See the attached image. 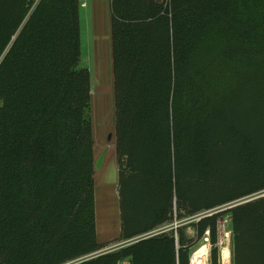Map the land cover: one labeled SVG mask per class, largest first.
<instances>
[{
	"label": "trees",
	"instance_id": "16d2710c",
	"mask_svg": "<svg viewBox=\"0 0 264 264\" xmlns=\"http://www.w3.org/2000/svg\"><path fill=\"white\" fill-rule=\"evenodd\" d=\"M81 4L0 0V264H190L207 231L219 264L227 212L234 264H264V195L218 210L264 190V0H111L119 239L178 225L105 252Z\"/></svg>",
	"mask_w": 264,
	"mask_h": 264
},
{
	"label": "rangeland",
	"instance_id": "374dc122",
	"mask_svg": "<svg viewBox=\"0 0 264 264\" xmlns=\"http://www.w3.org/2000/svg\"><path fill=\"white\" fill-rule=\"evenodd\" d=\"M110 5L111 0H82L81 4L82 56L79 66L88 68L91 73L92 98L90 113L93 120L95 161L104 148L108 147L102 167L100 169L95 168L94 174L96 227L97 230L99 227L101 232L105 230L108 236L103 234L102 240L108 241L102 242L106 246L99 252L116 249L126 242V240H120V236L111 238L112 235H120L121 216L120 203L117 196L119 174L115 145L116 116ZM245 92V100L250 113L260 110L263 105L261 99L264 98V84L252 72L248 73L246 78ZM109 133H112L110 141H108ZM262 195H264V190L227 203L218 208V210H226L236 204L244 203ZM213 212L210 211L207 214H212ZM203 213L205 214L206 212ZM197 215L201 216L202 213ZM199 216L189 218L188 222L196 220ZM175 223L171 225H175ZM171 225L160 227L167 229ZM218 225V241L216 246L219 250V264H227L226 255L228 252H230L231 264H234L235 230L231 214L229 212L225 213L220 218ZM187 234L190 237H196V232L192 227H188ZM208 236L209 234H205L191 248L190 259H192V262L195 256L196 260L199 261L201 259V255L197 256L196 254L201 248L206 247L211 263L212 244ZM98 237L100 241V235Z\"/></svg>",
	"mask_w": 264,
	"mask_h": 264
},
{
	"label": "bare ground",
	"instance_id": "6f19581e",
	"mask_svg": "<svg viewBox=\"0 0 264 264\" xmlns=\"http://www.w3.org/2000/svg\"><path fill=\"white\" fill-rule=\"evenodd\" d=\"M196 255L197 256L201 255V259L198 261V260H196V256H195L193 262L191 259V264H209V260H208L209 259V253H208L206 247L201 248L200 251H198ZM230 258H231L230 252H228V254L226 255L227 264H231Z\"/></svg>",
	"mask_w": 264,
	"mask_h": 264
},
{
	"label": "water",
	"instance_id": "95a60500",
	"mask_svg": "<svg viewBox=\"0 0 264 264\" xmlns=\"http://www.w3.org/2000/svg\"><path fill=\"white\" fill-rule=\"evenodd\" d=\"M111 138H112V133H109L108 141H110ZM107 151H108V147H105L102 153L100 154V156L98 157V159L95 161L94 166L96 169H100L102 167Z\"/></svg>",
	"mask_w": 264,
	"mask_h": 264
},
{
	"label": "crops",
	"instance_id": "0c3cea01",
	"mask_svg": "<svg viewBox=\"0 0 264 264\" xmlns=\"http://www.w3.org/2000/svg\"><path fill=\"white\" fill-rule=\"evenodd\" d=\"M81 2H82V0H81ZM84 2V1H83ZM87 2V1H86ZM116 145V144H115ZM118 174H119V166H118ZM118 182H119V180H118ZM117 196H118V199H119V203H120V196H119V187H118V191H117ZM120 216H121V212H120ZM104 232V233H103ZM103 232H101L100 230H99V227H98V230H97V238L99 239V237H98V235H100V241L99 242H105V241H108V240H102V236H104V235H106L107 236V233L105 232V230L103 231ZM104 234V235H103ZM120 234H121V231H120ZM117 236H120L119 234H116V235H112L111 236V238H115V237H117ZM108 237V236H107ZM110 237V236H109ZM133 239H135V238H133ZM133 239H130V240H133ZM130 240H126V242H128V241H130ZM123 241H125V240H123Z\"/></svg>",
	"mask_w": 264,
	"mask_h": 264
},
{
	"label": "built area",
	"instance_id": "2783aa9c",
	"mask_svg": "<svg viewBox=\"0 0 264 264\" xmlns=\"http://www.w3.org/2000/svg\"><path fill=\"white\" fill-rule=\"evenodd\" d=\"M83 5H85V4L83 3ZM207 213H210V211H206L205 214H207ZM202 215H204V213H202ZM195 216H199V215H195ZM195 216H194L193 218H195ZM177 225H178V223L176 222L175 225H174V227H177ZM159 230H160V229L154 230V231H152V232H150V233H148V234H145V235H142V236L136 237V238L133 239V240H136V239H138V238H140V237H144V236H148V235L155 234V233L159 232ZM207 234H208V231H207ZM133 240H130V241H133ZM208 260L210 261V259H208ZM77 261H78V260L70 261V262H67V263H64V264H75ZM121 264H129V263H128V262H123V263H121ZM190 264H191V259H190ZM210 264H211V263H210Z\"/></svg>",
	"mask_w": 264,
	"mask_h": 264
}]
</instances>
